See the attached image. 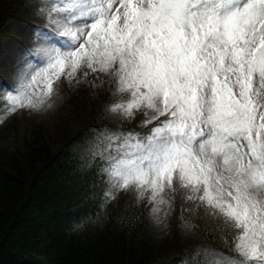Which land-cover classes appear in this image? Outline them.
Masks as SVG:
<instances>
[{
	"label": "snow or ice",
	"instance_id": "6c2138e0",
	"mask_svg": "<svg viewBox=\"0 0 264 264\" xmlns=\"http://www.w3.org/2000/svg\"><path fill=\"white\" fill-rule=\"evenodd\" d=\"M32 46L3 85L0 123L53 107L55 82L110 78L105 108L139 127L97 131L104 202L135 191L158 224L203 209L233 256L185 249L179 264H264V0H34ZM94 82V81H93ZM167 227V224H165Z\"/></svg>",
	"mask_w": 264,
	"mask_h": 264
},
{
	"label": "trees",
	"instance_id": "16d2710c",
	"mask_svg": "<svg viewBox=\"0 0 264 264\" xmlns=\"http://www.w3.org/2000/svg\"><path fill=\"white\" fill-rule=\"evenodd\" d=\"M17 2L0 0V30L15 17ZM73 96L68 102L72 113L86 117L87 91ZM110 99L104 96L102 104ZM132 128L144 131L138 119L124 123V129ZM0 130V264L156 263L149 245L146 200L141 202L134 190L123 191L106 208V186L97 164L81 166L72 152L73 143L84 141L83 131L55 150L42 121L33 115L20 113ZM175 203L186 201L177 197ZM191 216L196 233L208 242L206 248L238 255L225 247L221 225L211 215L200 209ZM190 256L191 264H197L195 253Z\"/></svg>",
	"mask_w": 264,
	"mask_h": 264
},
{
	"label": "rangeland",
	"instance_id": "374dc122",
	"mask_svg": "<svg viewBox=\"0 0 264 264\" xmlns=\"http://www.w3.org/2000/svg\"><path fill=\"white\" fill-rule=\"evenodd\" d=\"M17 1L18 9L15 17L8 20L0 30V108H3L4 100L2 98L6 95L3 85H14L17 82L16 66L25 57L24 49L32 46V32L26 27L25 22L36 21L34 11L30 7L34 0ZM102 79L104 80L103 84H101L100 79L90 74L87 80H82L79 83H69L68 79L62 76L55 82L56 91L53 96L54 103L51 109L41 111L19 110L14 114L8 115L3 123H0V126L20 113L33 115L42 121L45 128V137L55 150H59L62 146L70 143L81 130L85 133V139L73 144L72 151L79 161L82 162L81 166L89 165L92 162L90 153L94 149L95 137L98 132L92 131L89 134L85 131L86 129L102 130L105 126L114 129L124 128V123L126 122H135L138 119L139 123L143 115L140 114L136 119L128 120L122 115L106 109V103L102 104L104 96L111 99H120V97L119 95L116 97L112 96L113 84L110 78L102 77ZM77 88L83 90L80 92L87 91V97L90 102L87 112L84 113L86 117L83 114L81 115L84 118L76 117L68 104L72 94L74 96L76 94L80 95V92L75 94ZM1 132L2 130H0ZM58 184H61L59 179ZM123 191L117 192L114 199L110 198L108 204L120 196ZM146 203L149 208L147 229L149 245L156 258L155 264H179L180 250L195 249L197 247L204 248L208 245V242L195 230L181 227V204L174 203L172 213L165 221V224H167V227H165V224L156 222L147 200ZM184 204V211L187 213V202Z\"/></svg>",
	"mask_w": 264,
	"mask_h": 264
}]
</instances>
